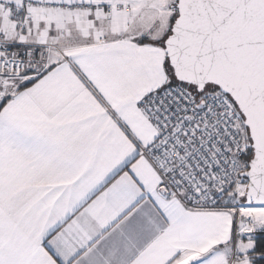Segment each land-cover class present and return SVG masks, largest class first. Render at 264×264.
<instances>
[{
  "label": "snow or ice",
  "instance_id": "6c2138e0",
  "mask_svg": "<svg viewBox=\"0 0 264 264\" xmlns=\"http://www.w3.org/2000/svg\"><path fill=\"white\" fill-rule=\"evenodd\" d=\"M0 264H264V0H0Z\"/></svg>",
  "mask_w": 264,
  "mask_h": 264
}]
</instances>
